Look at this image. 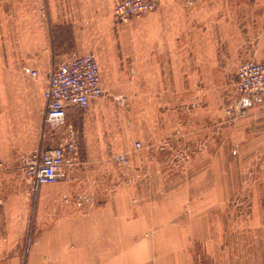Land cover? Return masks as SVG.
<instances>
[{
  "label": "rangeland",
  "instance_id": "374dc122",
  "mask_svg": "<svg viewBox=\"0 0 264 264\" xmlns=\"http://www.w3.org/2000/svg\"><path fill=\"white\" fill-rule=\"evenodd\" d=\"M155 1L157 9L161 8L165 15L161 28L167 30V19L170 16L174 19V13L177 18L180 16L181 31L191 37L188 47L197 50L190 53L193 61L208 60L207 65L199 66L195 61L193 68L176 74L175 85L158 83L143 89L137 77H141V69L137 67L136 52L131 50L147 44L146 38L151 40L150 30L135 36L136 22L146 15L123 25L115 22L114 5L104 6L103 12H94L103 16L92 20L94 14H88L90 7L68 6L69 13L78 12L82 17L74 23L79 25L81 40L90 43L89 52H95L98 58L105 75L106 95L88 115L82 110L69 119L81 130L84 144L82 158L86 162L77 172L82 182L69 187L66 184L33 187L31 218L26 201L25 213L17 212L16 219L22 224L54 221L59 211L70 213L76 206L67 192L74 194L82 186L88 193L96 194L104 191V185L112 184L114 188L118 176L121 188L132 189L138 202L149 209L167 190L182 189L188 183L183 180L188 175L199 174L208 192L213 189L218 195L207 198L188 195L183 213L191 216L195 202L206 199L211 224H252L256 240L261 234L263 238L264 102L247 101L238 91L236 72L241 60H264V0H178L167 6ZM57 11L66 10L60 5L57 8L51 0H0V130L9 126L21 142L23 135L43 142L44 84L39 74L32 77L28 73L33 62H22L8 53L13 47L17 51L24 40L33 46L32 40L38 42L41 36L38 30L42 28L48 31L45 36L50 44L53 27L59 22L55 20ZM205 13L210 16L202 22ZM125 26L130 28L124 31L122 41L112 36ZM27 28L35 31H28L32 34L24 39L21 34ZM199 30L208 34L207 40L193 39ZM171 31L178 32L174 27ZM122 44L130 52L115 53ZM32 51L29 54L32 59L39 58L38 50ZM114 56L119 59L110 61ZM143 91L152 92L149 95L152 98L139 99ZM25 107L31 110L25 113ZM137 140H142L143 149H134ZM126 150L131 152L133 163L123 174L114 156ZM88 154L94 157L89 162ZM136 174L139 179L130 181ZM40 193L48 198L46 202H41ZM16 203L21 205L20 198Z\"/></svg>",
  "mask_w": 264,
  "mask_h": 264
},
{
  "label": "crops",
  "instance_id": "0c3cea01",
  "mask_svg": "<svg viewBox=\"0 0 264 264\" xmlns=\"http://www.w3.org/2000/svg\"><path fill=\"white\" fill-rule=\"evenodd\" d=\"M118 1L51 0L57 8L60 5L66 10L55 13V20L60 23L53 27L51 43L48 44L45 36V34L49 35L48 31L42 28L38 30L41 35L38 42L32 40L34 49L29 40H24L17 51L16 47H13V51L8 53V56L11 53L15 58L18 56L17 60L22 62L28 61L30 64L33 62L29 69L39 70V79L44 84L41 94L43 109L44 94L53 65L74 52L81 54L89 52L90 43L86 42V39L81 40L79 25L74 23L82 17L78 12L69 13L67 10L70 9L67 7H90L88 14H94L92 20L103 16V13L96 16L94 12H103L104 6L108 5H114L115 8ZM159 1L167 6L173 4L172 2L177 3L178 0ZM160 10L162 9H156L136 22L138 24L135 30L136 37L144 31L148 32L147 30L152 33L150 41L146 38L147 44L132 47L131 50L136 52L137 67L141 69V77L139 75L137 77L143 89L150 84L175 85L178 78L176 74H180L182 69L185 73V69L193 68V62L205 66L208 61L206 55H204L206 62L193 61L190 53L197 50L188 47L191 37L188 32L185 35L181 31L180 16L177 18L174 13V19L171 16L167 19V30L161 28L165 15ZM209 16L205 13L202 22L207 21ZM173 27L178 32L173 33L171 31ZM123 28L122 30L120 28L118 33L113 32L112 36L122 41L125 38L124 31L130 27ZM28 31L31 30L27 28V31L21 34L22 38H27L35 30L32 29V33ZM40 31H43V34ZM195 33L193 39L197 37L198 40H207L206 32L199 30ZM118 47L119 50L116 49L115 53L130 52L126 50L129 47L125 44ZM36 50L40 56L32 59L29 54ZM118 59L119 57L114 56L110 61ZM103 81H105L104 73ZM150 93L152 92L139 93V99H151ZM98 103L100 101L94 102L88 110H84L87 115ZM27 110L31 109L25 107L24 112L26 113ZM82 110L73 108L70 111V119L73 116L77 117ZM6 127L0 130V159L7 160L9 166L15 164L14 157L19 151L35 149L43 143L40 139L33 141L31 137L25 135H23L24 141L21 142L16 131L8 128L9 126ZM172 129L174 130V127ZM83 131L86 135V125ZM81 154L83 157L82 151ZM89 154L86 156L88 162L90 158H94ZM200 177L199 174L188 175L186 180L183 179L188 183L183 184L182 189L167 190L163 197L159 196L157 201L152 202L149 209L138 202L137 195L132 189L119 188L113 193L95 195L98 199L93 200L92 203L87 201L79 203L69 211L70 213H64L62 209L59 215L56 214L54 221L43 224H25V222L22 224L21 220L16 219V214L25 213L23 203L27 201L26 211L31 218V199L34 189L15 170L2 172L0 173V264H264V237L262 238L261 234L256 240L255 227L252 224H211L212 216L209 215L206 199L203 201L200 199L199 203L195 202L191 216L183 213L185 198L189 196L207 198L218 195L213 189L208 192V187H205ZM42 194L40 193L41 202H46L48 198L43 197ZM19 198L21 205L16 203ZM134 198L136 200H133ZM25 239L29 240V243Z\"/></svg>",
  "mask_w": 264,
  "mask_h": 264
},
{
  "label": "built area",
  "instance_id": "2783aa9c",
  "mask_svg": "<svg viewBox=\"0 0 264 264\" xmlns=\"http://www.w3.org/2000/svg\"><path fill=\"white\" fill-rule=\"evenodd\" d=\"M155 0H120L114 8V19L118 24H125L147 15L157 9ZM36 77L39 70L29 69ZM238 91L246 96L250 103L255 100L264 102V60L249 58L241 60L236 72ZM43 109V143L35 149L19 151L14 157L15 164L9 166L7 160L0 159V173L15 170L34 188L40 186H74L81 183L82 177L77 172L86 162L82 158L81 130L69 123L73 108L88 110L94 102L101 101L106 95L103 74L95 52L72 53L55 63L51 69L45 90ZM144 148L142 140L134 143L135 150ZM118 167L123 170L131 166L133 158L126 150L114 156ZM140 177L136 174L130 181ZM114 180V179H113ZM98 193H88V189L67 192L72 203L77 205L87 201L92 203L95 195L113 193L122 187L120 177L112 184L104 185ZM64 200V195H62ZM95 201V200H94Z\"/></svg>",
  "mask_w": 264,
  "mask_h": 264
}]
</instances>
